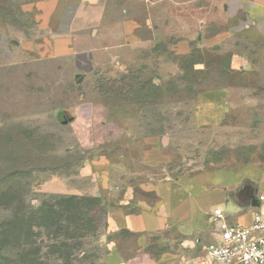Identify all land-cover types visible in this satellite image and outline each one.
<instances>
[{
    "label": "rangeland",
    "instance_id": "374dc122",
    "mask_svg": "<svg viewBox=\"0 0 264 264\" xmlns=\"http://www.w3.org/2000/svg\"><path fill=\"white\" fill-rule=\"evenodd\" d=\"M40 6L0 0V220L24 214V264H103L110 250L141 264L140 251L157 256L183 236L123 232L113 209L183 172L252 166L264 183V24L242 0H59L50 30L38 27ZM76 26L108 40L55 58L53 38ZM184 40L193 51L180 55ZM219 86L232 110L197 126L199 92ZM150 146L166 154L162 166L144 163Z\"/></svg>",
    "mask_w": 264,
    "mask_h": 264
},
{
    "label": "crops",
    "instance_id": "0c3cea01",
    "mask_svg": "<svg viewBox=\"0 0 264 264\" xmlns=\"http://www.w3.org/2000/svg\"><path fill=\"white\" fill-rule=\"evenodd\" d=\"M58 1L40 0L43 4L40 6L42 11L44 5L47 7L45 15L47 21L39 24V29L52 28ZM79 1L81 5L90 6L95 0ZM148 1L158 4L168 0ZM169 1L179 3L182 0ZM242 5L244 15L248 19H251L253 23L264 24V0H242ZM75 17L74 20L77 21ZM210 17L219 26L225 20L222 12L214 13ZM116 24L118 25L117 21ZM83 33L84 30L77 26L75 29L58 33L52 41L53 56L68 57L78 52L80 50L78 47L82 46L84 41L108 40L109 37L108 33L104 34L103 31L97 33L95 29L89 32L90 35L87 33L83 36ZM119 35L121 37L125 33L119 30ZM220 35H225V32ZM120 37L116 39V42H119ZM215 37L217 36L212 39ZM180 41L176 46L180 55L191 51L192 46L189 41L184 40L185 44H181ZM231 93L232 90L226 86L202 89L193 108L195 124L199 127L223 124L233 108ZM142 158L147 165L162 166L167 161L166 154L156 146L146 149ZM254 174L262 173L252 166L236 170L216 167L197 172H183L173 178L156 181L150 199L136 200L129 208H115L109 213V217L117 229L127 230L137 234L138 237L160 234L173 227L181 233L183 239L179 246L174 248L167 246L157 256L140 251L139 254L143 257L141 264H183V262L191 264L192 259L201 257L208 246L218 241L217 223L247 225L257 210H260L264 217V201H259V206L252 203L254 197L259 200V196L264 195V183L255 180ZM214 208L222 210L224 214L222 219L214 218L211 212ZM143 241L140 238L139 243L150 247L147 246V241ZM103 264L132 263L120 251L110 250L105 254Z\"/></svg>",
    "mask_w": 264,
    "mask_h": 264
},
{
    "label": "built area",
    "instance_id": "2783aa9c",
    "mask_svg": "<svg viewBox=\"0 0 264 264\" xmlns=\"http://www.w3.org/2000/svg\"><path fill=\"white\" fill-rule=\"evenodd\" d=\"M259 201H264V195L259 196ZM211 212L214 218H223L220 208ZM217 229L218 241L191 264H264V217L260 210L254 212L247 225L220 222Z\"/></svg>",
    "mask_w": 264,
    "mask_h": 264
},
{
    "label": "trees",
    "instance_id": "16d2710c",
    "mask_svg": "<svg viewBox=\"0 0 264 264\" xmlns=\"http://www.w3.org/2000/svg\"><path fill=\"white\" fill-rule=\"evenodd\" d=\"M24 218L22 211L17 209L8 216V219L0 220V264H24L23 247H21ZM122 231L132 233L127 230ZM119 251L122 253L121 250Z\"/></svg>",
    "mask_w": 264,
    "mask_h": 264
},
{
    "label": "water",
    "instance_id": "95a60500",
    "mask_svg": "<svg viewBox=\"0 0 264 264\" xmlns=\"http://www.w3.org/2000/svg\"><path fill=\"white\" fill-rule=\"evenodd\" d=\"M252 203H253V205H256V206H259V200H258V198H253V200H252Z\"/></svg>",
    "mask_w": 264,
    "mask_h": 264
}]
</instances>
